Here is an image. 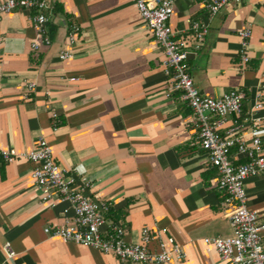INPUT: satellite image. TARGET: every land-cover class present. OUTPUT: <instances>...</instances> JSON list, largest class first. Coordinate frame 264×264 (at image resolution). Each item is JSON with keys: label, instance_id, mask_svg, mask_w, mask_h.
I'll return each instance as SVG.
<instances>
[{"label": "crops", "instance_id": "obj_1", "mask_svg": "<svg viewBox=\"0 0 264 264\" xmlns=\"http://www.w3.org/2000/svg\"><path fill=\"white\" fill-rule=\"evenodd\" d=\"M46 1L51 42L38 52L30 47L35 32L27 11L0 18V148L29 151L44 137L57 163L91 179L86 194L110 202L105 218L126 225L128 242H137L143 227H166L186 256L167 263L121 262L49 237L43 228L64 223L72 214L68 202H41L33 164L0 156V264H227L203 239L231 234L230 205L198 145L190 109L178 92H168L162 50L134 1ZM206 1L176 0L168 21L173 30L186 29L189 19L207 25L200 48L188 54L189 73L204 95L242 90L244 117L261 93L255 116L264 139V0L229 3L212 16ZM72 25L79 32L68 47ZM245 26L251 37L243 66L237 32ZM69 48L72 56L60 61L59 52ZM69 76L77 80H60ZM29 82H35L32 89ZM232 121L226 117L220 131ZM231 158L237 161L234 150ZM244 188L247 207L264 224V177L246 178ZM6 242L11 258L3 250Z\"/></svg>", "mask_w": 264, "mask_h": 264}, {"label": "built area", "instance_id": "obj_2", "mask_svg": "<svg viewBox=\"0 0 264 264\" xmlns=\"http://www.w3.org/2000/svg\"><path fill=\"white\" fill-rule=\"evenodd\" d=\"M133 1L139 16L162 50L161 65L169 79L168 92H178L179 99L190 109L198 127V145L204 150L207 163L216 169L217 188L224 193V200L230 205L228 221L231 234L205 237L206 249H213L227 264H264V241L261 237L264 224H259L257 212L247 207L244 188L246 178L264 177V139L258 134L259 118L255 116V112L262 107L261 93H256L249 117L242 115L245 95L240 89H231L217 97L202 94L189 73L187 59L189 53L196 54L200 48L207 25L197 19H189L186 29L173 30L168 21L176 0ZM243 1L208 0L205 9L212 16L229 3ZM15 10L28 12L35 32L31 50L38 52L41 46L50 45L49 3L46 0H0V18ZM78 32L79 26H70L66 35L68 47L73 45ZM237 34L238 56L244 66L249 61L247 50L251 29L245 26ZM186 37L192 40L190 46ZM71 56L70 48L62 49L58 59L63 61ZM60 80L76 81L77 77H60ZM34 86L35 82L27 84L28 89ZM50 115L55 119L57 113L51 109ZM229 116L233 117V121L221 132V125ZM56 126L53 122V128ZM232 150L237 161L231 158ZM0 156L6 162L26 158L33 164L31 177L41 202H68L72 214L64 219V223L43 228L49 237L110 253L121 262L167 263L185 258L182 245L168 233L166 227H143L139 240L128 242L125 239L126 225L105 218L111 209L110 202L86 194L84 190L91 187V179L86 175L77 177L73 171L57 163L44 137H38L29 151L0 148ZM3 250L6 258L14 255L8 242L3 245Z\"/></svg>", "mask_w": 264, "mask_h": 264}]
</instances>
